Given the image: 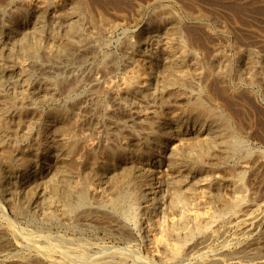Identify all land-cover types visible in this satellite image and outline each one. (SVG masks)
<instances>
[{
	"label": "rangeland",
	"instance_id": "1",
	"mask_svg": "<svg viewBox=\"0 0 264 264\" xmlns=\"http://www.w3.org/2000/svg\"><path fill=\"white\" fill-rule=\"evenodd\" d=\"M52 1L55 2V4L50 5L48 9L44 12L42 17V23L43 25L45 23V25H44V31L40 36V41L43 45L47 43L49 39L46 31H48V28L53 29L54 31H56L57 36L59 35L58 36L59 39L60 38L67 39L69 41L70 49L68 52L62 53L60 55L51 56L53 59L51 60L52 61L51 62L50 61L51 58L44 51L43 45L40 47V50H38V54H37L38 56L35 57L36 59L30 58L28 56L20 57L22 55L18 54L15 48L14 50L11 49L12 50L11 56L7 54L8 48L11 47V43H12L11 40L23 34L29 35L32 30L31 28L37 23L36 21L38 20L36 19V15H35L36 13L28 9L27 6L28 0L26 1L0 0V23H1L0 39L2 40V41L0 40L1 43L0 61L1 59H3L1 62H3L4 64L8 63L10 59L12 61L14 60V62H17L18 58L20 57L21 60L19 58V61L24 62L23 65L24 70H22V72H20L16 67H12L9 70L6 69L2 71L1 85L4 84L2 85L3 89L4 88L6 90L8 89L7 91L4 89L5 92H9V93L11 92L10 94L13 96V99L16 101V103L19 104L21 109L25 112L23 114L24 116L22 117V119L26 120V121L24 120L25 122H22L21 119H19V117L17 116L18 114L14 113V111H11L12 109H8L7 111L4 110L3 108H5L4 107L5 101L3 100L2 97H0V110L2 112L0 118V124H1L0 135L1 138L5 137L4 141L2 139V142L4 145L6 144L5 147L11 153V158L9 159L0 156V167H2L0 168V264H75V263L76 264H93V263L94 264H162L163 263L162 260L157 258L154 259L146 251L147 249L146 246H148L150 236L147 235L148 233L145 230L146 229L145 221L147 222L148 218L155 215H157L155 216L157 218L159 217L164 218L165 212L163 211L164 212L163 214L161 210L160 212L161 214L159 212L157 213V211L159 210L153 207L154 209L152 208L151 211L146 210V212H148L146 213L144 209L145 207L143 208L144 203L140 200H135L130 205L113 203L114 194L112 193L111 189L108 187L105 179L106 178L105 174L108 169V166L107 164H103V163H107L105 161H107L108 153L117 152L120 149H122L125 145H128L130 148H132L133 153L132 152L130 153L132 155L136 154L137 152L144 151L145 149H149V150L152 149L154 153L152 152V154H150V156L148 157L147 159L148 161L145 164L146 166L144 164L143 165L140 164V166L139 163L136 164V167L138 166V168H140L142 166L141 168H144V171L146 169L147 172V173L144 172L143 169L140 168L139 173L140 175L142 174L141 176L144 175L143 178H145V180L140 181L138 187L144 188L145 187L144 182L147 181H149V183H153V185L154 183L155 184L160 183V186L157 188L156 191V197L159 200L161 199L163 200V198L165 199V195L168 191L167 188L168 186L165 184L164 180H166L168 176L166 175L159 176V173L157 174L156 172L158 171L157 169L163 170V168L170 167L168 161L165 159V153L170 147L172 140L173 141L175 140L174 142L178 141L184 143L197 141L199 138H201V135H197L194 132V129L197 128H200L201 130L203 129L202 131L206 134L207 133L206 131H208V126L207 124L204 125V122L201 123L200 120H198L197 122L187 121V123L185 122L186 125L185 124L181 126L177 125V127L176 124L174 123H170V125L167 126V128H165L164 125L161 126L157 125L158 127L155 126L153 128V133H154L153 135L160 137L159 138L156 137L153 140L152 148L150 149V148H146V145L143 143V139L148 130L147 127L150 123L149 119L151 118L150 120L151 121L153 120V113L155 111H159L162 109H171V106L173 108L174 105L175 106L183 105L182 101L186 103L185 100H194L197 98L201 99L207 107L216 110L223 117L226 118L228 117L227 120L230 126L232 127V129L235 131V133L239 138V145L234 153L228 154L222 159L218 157H217L218 159L214 158L213 159L214 161L212 160L209 163L210 164L209 167L212 168L206 167L203 170V172L205 173L204 175L206 177V180L208 182L206 186L201 188L197 184H193V188H194L193 191H195V189H197V191L201 190L202 194L200 196L197 195V197L195 196V199H192L193 201L190 200L189 203L190 204L193 203L195 205V200H196L197 207L194 206V208L200 212H203L208 209L207 211H209L212 214L211 219L213 220L212 222L213 224L210 222L209 223L211 224L210 226H208L209 225L208 224L207 227H202L201 230L200 229H198V231L194 230L192 232L193 234L191 233V236L183 235L181 237H173L171 239L172 242H179L178 244H180L179 257L174 261L175 263L174 262L173 263L174 264H264V210L260 212L261 215L259 214L260 216H258V218L256 217L255 220L251 223V225L248 226L247 228H243L241 226L240 220L238 221V218L243 216L244 213L247 212L246 210L249 211V209L255 208L256 204L260 203L261 200L264 198V0H82L84 8L82 11H80L81 13L79 12L78 14H76V16L75 15L72 16L71 13L74 0H64V1L52 0ZM68 10H71V12L69 13ZM84 14H86L87 16ZM62 15H69L70 18L76 20L77 22L76 30L80 33L76 34L77 31H75V33L72 32V34L71 32L67 33L63 28L62 25L63 21L59 19ZM170 21L172 23L174 22L177 23L176 35L182 40L183 43L182 50L185 56L183 60L179 63L181 67L179 71H183L182 73L181 72L179 73L181 75L186 74V76L183 75V77L184 76L186 77V78L184 77L185 80L183 84L184 86L182 85L180 87V90L175 93L170 92L164 84L166 70L165 67L162 66L165 65L166 57L165 55L156 52V50L153 49V47L155 48L156 46L155 40L159 38L160 34L162 35V32L165 30V28L167 29L171 26L172 23ZM145 24L146 25L148 24L147 26L149 27H147ZM155 29H157L156 31V33L158 32L157 34L155 33ZM152 31L154 33H152ZM148 33H152V34L149 35ZM69 35L71 36L72 39L70 38ZM86 35H88L89 37ZM81 37L83 38V40ZM99 38H101V40ZM131 40H133L132 42H134L136 45L141 46L142 50L146 52L149 51L147 53L145 52L139 55H135V57H133V60L131 62L133 63V65H136L137 63L144 64L146 66V69L148 68V70L145 69V72L143 73L144 81L140 82L141 84L139 85L133 84V86L130 87L131 89H125L123 86L121 88L119 86H120V80L122 78L121 76H124L130 67L128 66V63L126 62L125 58H126V54L129 51V49L127 48V42ZM8 43L10 44V46ZM74 46H77L79 48ZM144 47L146 49H143ZM72 50L73 51L76 50V51L73 52ZM73 53L75 54L76 59H74L75 56ZM152 53H154L153 54L154 56L152 55ZM41 54L43 57L41 56ZM219 55L221 57H219ZM14 56L16 59L14 58ZM47 56L49 57L47 58ZM66 56L68 57V59ZM143 57L146 60H144ZM37 58L39 59V62ZM121 58L122 59L124 58L123 61ZM44 59L45 61H43ZM245 60L248 63L247 62L245 63ZM57 61L60 62L62 61V62L61 63L59 62V64H57L58 63ZM216 61L217 63L219 62L220 64H216ZM113 62H115L114 63L115 65H113ZM189 62L191 66L189 65ZM30 63L31 64L33 63L34 65L32 64L31 66ZM92 64L94 67L92 66ZM154 65L156 66L157 69L154 68L155 67ZM79 66H81V68ZM29 67H33V68H29ZM223 67L225 68L223 69ZM257 68L259 70H257ZM61 69L63 70V72ZM87 69L88 72H86ZM90 69L91 72L94 71L92 73L93 78L90 77L91 75V72L89 71ZM34 70L36 71V73L33 74L36 76V78H34L35 76L31 73ZM49 70L54 72L51 73ZM110 70H112V72ZM152 70L154 72H152ZM160 71L162 72V74ZM185 71H187V73ZM223 71L224 72L227 71L225 72V75ZM221 72H223V74ZM39 73L42 74L43 76L44 74L47 75L43 77ZM54 73H56L57 75ZM78 74L80 76L82 75L81 76L82 79L79 77ZM85 74H88V76H86ZM65 75L67 76L66 78ZM14 76L16 79L14 78ZM30 76L31 77L34 76V77L31 78ZM114 76L115 78L112 79L115 80L110 79L111 81L110 82L109 78ZM84 77L86 78L90 77V78L89 79L85 78L86 80L85 81ZM64 78L67 81H65ZM12 80L15 81L18 84V86H20L19 84H22L23 82H28L30 85L26 90H28V92L30 91V93H27L25 91V95L21 96L19 95L20 93L18 87H15V89H10V84ZM36 81L39 83H37ZM77 81H79L80 85L78 84ZM106 81L107 83H109L107 84V87L105 84ZM188 81L190 82V84L188 83ZM52 83L54 86L52 85ZM74 84H76V86H74ZM101 85H103L104 88ZM209 86L211 87L209 88ZM53 88L54 90H52ZM225 88H227L228 90ZM44 89H46L48 92ZM55 89L56 90L59 89V90L56 91ZM93 91L95 93L93 94L90 93ZM184 91L187 92L186 95ZM41 93L43 94L42 96ZM113 93L116 94L114 95ZM26 94L28 95V97L26 96ZM174 94H179V96L177 97ZM196 94H198V96ZM33 95H35L34 98L36 99V101L33 100L34 99ZM129 95L131 96V99L132 98L134 99L131 100ZM90 96H94V98L93 97L90 98ZM121 96H123L124 99ZM152 96H154V98ZM44 97L45 98L48 97V98L45 99ZM171 97L175 100H173ZM228 98L229 100H225ZM79 99L80 100L82 99V101H80ZM142 99L144 101L141 102ZM87 100H89V102ZM153 101L155 102V105ZM228 101L229 102L231 101L232 103L231 102L229 103ZM1 104H3V107ZM82 104H84V106ZM152 105L154 107H152ZM228 105H231L230 107L231 109L228 107ZM56 108L65 109L66 113H68L67 114L68 120L66 118V120L62 122L60 119H56L52 117L51 114L52 110ZM119 108L122 109L120 110ZM105 110L107 112H105ZM130 115L132 116L129 118ZM132 119L135 121L132 122ZM17 120H19L20 122ZM16 121L19 123V125ZM48 122H51L52 124ZM133 123L135 124L136 128L139 126L138 129L134 127ZM145 123L148 124L146 125ZM64 124H67L68 127H66V125ZM143 124L146 128L145 127L143 128ZM198 125H200V127H198ZM191 126L193 127L191 128ZM187 128H189V130ZM157 129L158 130L161 129L162 131L160 130L157 132ZM165 129L166 130L168 129L170 134L166 135ZM131 130L132 132H130ZM203 132L202 134H204ZM24 135H26V137ZM68 135L69 136L71 135L72 137L71 136L69 137ZM124 138L126 139L124 140ZM88 140L92 144L89 143ZM161 141L164 142L162 143L163 150L160 153L162 156L160 154L158 156L156 154L157 150L155 149L157 148L156 147L157 143L161 145ZM45 142L46 144H44ZM59 143L68 144L69 155H70V156L68 155V159L70 162L80 164L81 161L83 163V161L85 162L91 160L90 162L94 163L96 166L101 164L105 168V172L103 171L104 168L100 170L94 168L91 172H89L88 178H86L84 182L85 185L84 184L83 185L86 186V188L94 187L97 189L98 187L99 188L97 189L98 192L96 194H92L91 191L87 189L88 198L85 201L76 200L73 204V207L69 209L70 211L72 210L71 212L69 210L67 212H64L63 210L64 199L62 197V194L61 193H57V195L54 194L51 191L48 184L46 185L47 183L46 179L52 174L53 168L56 164V160L53 157L52 160H50V156H54L53 154H55L53 153L52 149L53 147L55 148V145ZM79 143L80 145H78ZM44 149L45 152L47 151L46 152L47 157L44 160L40 157H35V159L28 164L30 165V167L27 165L28 168L25 167L26 170L24 169V171H19V170L17 171L18 168L14 167L13 163L18 161L21 157L29 153H40L42 150L44 151ZM100 157L103 159H101ZM152 157L156 158L154 163L151 162L152 160H154L152 159ZM248 158L249 160H247ZM230 159L232 160L230 161ZM159 161L162 162V164H160ZM211 163L212 164L214 163L213 164L214 166ZM113 165L114 164H112V166ZM234 165L237 168L234 169ZM246 165L247 168L245 167ZM177 168L183 169V167L181 166H178ZM169 171L170 170H167L166 172ZM23 172L27 176L23 175ZM34 172L38 174H35ZM186 173L190 174V176L195 175V173L189 171H186ZM2 174H9V176ZM33 175H35L36 177ZM223 175H225L226 178ZM99 179L100 180L102 179L101 182ZM37 182H40L41 184ZM74 182L80 183L81 176H76ZM163 183L165 187L162 185ZM24 187H27L26 192L25 190H23L25 189ZM102 189L105 191H103ZM159 192L160 194L162 192V194L160 195ZM229 192L231 193L232 198L236 196L241 197L242 202L241 203L240 201L236 202V204L233 205L232 207H225L222 204L223 200H229V201L233 200L230 197ZM234 192H236L237 194ZM34 193L36 194L34 195ZM232 193H234V195ZM207 194L210 196H208ZM14 196L16 197V199ZM54 196L55 198L56 197L57 198L55 199ZM39 197L40 199L38 200ZM148 197H150V195H148ZM48 198H51L52 201L55 199L54 200L55 202L53 201L52 203V201ZM41 199L42 201H40ZM162 200L160 202H162ZM41 202L43 205L39 204ZM55 203L57 205H55ZM197 203L200 206H198ZM16 204L22 206V211L19 213L13 211V206H15ZM119 205H121L122 207ZM56 206H58V208ZM74 206L77 208V210H75L76 208ZM87 206L89 207L86 208ZM34 207L36 208L35 210ZM23 208L26 209L24 210ZM94 209L97 211H95ZM141 210L143 211L141 212ZM25 211L27 212L25 213ZM50 212L51 214H49ZM23 213L25 214L22 215ZM62 213L63 215L61 217ZM105 214L107 216H105ZM140 216L144 218L146 217V220L144 218H140ZM71 218L73 220H71ZM201 224H203V222ZM142 225L144 226L142 227ZM27 233L28 236L31 233L32 238H29L31 237V235L27 237ZM211 233L214 234L212 235ZM206 235L210 238H208ZM24 237L28 238V240H26ZM29 239L34 242L36 239L37 244L36 242L35 243L32 242L36 246L30 244L31 242L29 241ZM176 239L178 241H176ZM198 239L200 240L198 241ZM55 240H57V242ZM42 242L46 245H44ZM46 242L48 243V245L49 243L51 244L49 245L50 247L47 245ZM51 242L55 243V245L58 248L52 250L54 245ZM40 246L43 248L46 247L45 249H48L49 251L41 250ZM80 255H81V259H79ZM69 256H71L70 260H69ZM87 259H89L90 261H88ZM80 260H82V262Z\"/></svg>",
	"mask_w": 264,
	"mask_h": 264
},
{
	"label": "bare ground",
	"instance_id": "2",
	"mask_svg": "<svg viewBox=\"0 0 264 264\" xmlns=\"http://www.w3.org/2000/svg\"><path fill=\"white\" fill-rule=\"evenodd\" d=\"M26 1V0H25ZM58 1V0H57ZM64 1V0H63ZM61 2V1H60ZM52 4H55V2H53L52 0H28V2H27V6H28V9L29 10H31V11H34L36 14V19L38 20V21H36L37 23L31 28L32 30H31V32H30V34L29 35H27V34H23V35H21V36H19V37H17V38H14V37H16V36H14L12 39L13 40H11V47H9L10 46V44H9V48H8V55L9 56H11L12 55V50H14V48H15V50L17 51V53L18 54H20V55H22V56H20V57H30V58H35L36 56H38L37 54H38V50H40V47L43 45L42 43H41V41H40V36H41V34L43 33V31H44V25H45V23H44V25H43V23H42V17H43V14H44V12L48 9V7L50 6V5H52ZM24 5V4H23ZM69 5V4H68ZM83 8H84V5H83V1L82 0H74L73 1V5H72V12H71V10H68L69 11V13L71 12L72 13V16H76V14H78L80 11H82L83 10ZM52 9V8H51ZM67 9V8H66ZM70 9V8H69ZM86 10V9H85ZM49 11H51V10H49ZM63 11V10H62ZM54 13V12H53ZM81 13V12H80ZM91 13V12H90ZM66 14V13H65ZM83 14V13H82ZM29 15V14H28ZM81 15V14H80ZM84 15H86V14H84ZM82 16V15H81ZM87 16V15H86ZM89 16H90V14H89ZM94 16V15H93ZM55 17V16H54ZM79 17V16H78ZM56 18V17H55ZM89 18V17H88ZM97 18V17H96ZM60 20H62L63 22H62V25H63V28H64V30L67 32V33H70L71 32V34H72V32H74L75 33V31H77L76 29H77V22H76V20H73L72 18H70V16L69 15H62L60 18H59ZM83 19H84V17H83ZM81 20V19H80ZM100 21V20H99ZM165 21V20H164ZM163 22V21H162ZM171 22V21H170ZM54 23V22H53ZM172 23V22H171ZM1 24V23H0ZM164 24V23H163ZM167 24V23H166ZM165 24V25H166ZM176 24L177 23H172L171 24V26L169 27V28H165V30L164 29H161V30H164L163 32H162V35L160 34V36H159V38L158 39H156L155 40V44H156V46H155V48L153 47V49H155L156 50V52H159V53H161V54H163V55H165V59H166V62H165V65L164 66H162V67H165V70H166V76H165V82H164V84H165V86L167 87V89L170 91V92H172V93H175V92H178L179 90H180V87L184 84V77L186 76V74H183V75H185L184 77H183V75H181L179 72H183V71H179L180 69H181V67H180V65H179V63L183 60V58L185 57L184 56V54H183V50H182V48H183V43H182V40L176 35ZM51 25V24H50ZM146 25V24H145ZM144 25V26H145ZM148 25V24H147ZM146 25V26H147ZM159 25V24H158ZM145 26V27H146ZM152 26V25H151ZM154 26V25H153ZM163 26V25H162ZM11 27V26H10ZM83 27V26H82ZM82 27H81V30H82ZM147 27H149V26H147ZM160 27V26H159ZM158 27V28H159ZM79 28V27H78ZM162 28V27H161ZM164 28V27H163ZM10 29V28H9ZM29 29V28H28ZM57 29V28H56ZM152 29V28H151ZM17 30H18V28H17ZM25 30V29H24ZM46 30V29H45ZM80 30V31H81ZM143 30V29H142ZM140 31V30H139ZM156 31H157V29H155V33H156ZM47 32V36H48V39H49V41L47 42V43H45L44 45H43V48H44V51L47 53V55H49L50 56V61L51 60H53L52 59V57L51 56H56V55H60V54H62V53H65V52H68L69 51V49H70V43H69V41L67 40V39H59L58 38V36H57V33H56V31H54L53 29H49L48 28V31H46ZM45 32V33H46ZM144 32H145V30H144ZM160 32V31H159ZM1 33V32H0ZM7 33V32H6ZM16 33V32H15ZM77 33H80V32H76V34ZM143 33V32H142ZM152 33H154L153 31H152ZM152 33H148L149 35L150 34H152ZM158 33V32H157ZM156 33V34H157ZM5 34V33H4ZM3 34V35H4ZM82 34V33H81ZM144 34V33H143ZM1 35V34H0ZM135 35V34H134ZM145 35V34H144ZM43 36H44V34H43ZM46 36V37H47ZM70 36V35H69ZM80 36V35H79ZM86 36H88V35H86ZM158 36V35H157ZM3 37V36H2ZM45 37V38H46ZM89 37V36H88ZM181 37V36H180ZM4 38V37H3ZM63 38V37H62ZM70 38H71V36H70ZM77 38H79V37H77ZM82 38V37H81ZM80 38V39H81ZM129 38V37H128ZM131 38V37H130ZM142 38V37H141ZM151 38V37H150ZM153 38V37H152ZM155 38H156V36H155ZM72 39V38H71ZM100 40H101V38H99ZM132 39V38H131ZM183 39V38H182ZM1 40V39H0ZM76 40V39H75ZM79 40V39H78ZM82 40H83V38H82ZM125 40V39H124ZM149 40V39H148ZM184 40V39H183ZM2 41V40H1ZM5 41H6V38H5ZM4 41V42H5ZM72 41V40H71ZM77 41V40H76ZM81 41V40H80ZM79 41V42H80ZM133 40H131V41H128L127 42V48L129 49V51H128V53L126 54V62L128 63V66H130L129 67V69L127 70V72L125 73V75L124 76H121L122 78H121V80H120V88L123 86L125 89H131L130 87H132L133 86V84H141L140 82H143L144 81V72H145V69H146V66L144 65V64H140V63H137L136 65H133V63L131 62L132 60H133V57H135V55H139V54H142V53H145L146 51H144V50H142V48H141V46H138V45H136L134 42H132ZM136 41V40H135ZM152 41V40H151ZM153 41H154V39H153ZM185 41V40H184ZM99 42V41H98ZM81 43V42H80ZM95 43V42H94ZM142 43V42H141ZM186 43V42H185ZM1 44V43H0ZM3 44V43H2ZM77 44V43H76ZM82 44V43H81ZM96 44V43H95ZM126 44V43H125ZM1 46V45H0ZM7 46V45H6ZM78 46V45H77ZM77 46H74V47H77ZM145 46V45H144ZM147 46V45H146ZM151 46V45H150ZM73 47V46H72ZM148 47V46H147ZM186 47H188V46H186ZM77 48H79V47H77ZM151 48V47H150ZM216 48H218V47H216ZM6 49V48H5ZM12 49V50H11ZM73 49V48H72ZM81 49V48H80ZM94 49V48H93ZM124 49V48H123ZM143 49H146L145 47L143 48ZM153 49H151V50H153ZM188 49V48H187ZM218 49H220V48H218ZM77 50V49H76ZM76 50H74V51H76ZM87 50H89V49H87ZM95 50V49H94ZM125 50V49H124ZM148 50H150V49H148ZM189 50V49H188ZM42 51V50H41ZM43 51V52H44ZM73 51V50H72ZM73 51V52H74ZM80 51V50H79ZM191 51V50H190ZM215 51V50H214ZM248 51V50H247ZM71 52V51H70ZM86 52V51H85ZM89 52V51H88ZM93 52V51H92ZM147 52H149V51H147ZM146 52V53H147ZM230 52V51H229ZM6 53V52H5ZM125 53V52H124ZM15 54V53H14ZM43 54V53H42ZM42 54H41V56H42ZM74 54V53H73ZM154 53H152V55H153ZM161 54H159V55H161ZM219 54V53H218ZM245 54V53H244ZM72 55V54H71ZM151 55V56H152ZM213 55V54H212ZM49 56H47V58L49 57ZM74 56H75V54H74ZM73 56V57H74ZM80 56H82V55H80ZM86 56V55H85ZM154 56V55H153ZM190 56V55H189ZM253 56V55H252ZM19 57V58H20ZM40 57V56H39ZM43 57V56H42ZM62 57H63V55H62ZM67 57V56H66ZM71 57V56H70ZM87 57V56H86ZM111 57V56H110ZM115 57V56H114ZM137 57V56H136ZM161 57V56H160ZM164 57V56H163ZM195 57V56H194ZM219 57H221L220 55H219ZM246 57V56H245ZM248 57V56H247ZM14 58H15V56H14ZM19 58H18V60H17V62H14V60L12 61L11 59L8 61V63H6V64H4L3 62H1L3 59H1V61H0V97H2L3 98V100L5 101V108H3L4 110H8V109H12L11 111H14V113H16V114H18L17 116L19 117V119H21V121L22 122H25L23 119H22V117L24 116L23 114L25 113L22 109H21V107L19 106V104L18 103H16V101L13 99V96L9 93V92H5V90L3 89V87H2V85H4V84H2L1 85V72L2 71H4V70H9V69H11L12 67H16L20 72H22V70H24L23 69V65H24V62H22V61H19ZM54 58V57H53ZM60 58V57H59ZM104 58V57H103ZM116 58V57H115ZM114 58V59H115ZM138 58V57H137ZM144 58V57H143ZM156 58V57H155ZM159 58V57H158ZM249 58H250V56H249ZM252 58V57H251ZM13 59V58H12ZM16 59V58H15ZM23 59V58H22ZM36 59V58H35ZM38 59V58H37ZM48 59V60H49ZM62 59V58H61ZM67 59H68V57H67ZM70 59V58H69ZM74 59H76V56H75V58ZM85 59V58H84ZM88 59V58H87ZM100 59H101V57H100ZM105 59V58H104ZM113 59V58H112ZM122 59V58H121ZM124 59V58H123ZM123 59H122V61H123ZM162 59V58H161ZM189 59V58H188ZM193 59V58H192ZM222 59V58H221ZM245 59V58H244ZM255 59V58H254ZM20 60H21V58H20ZM24 60V59H23ZM41 60V59H40ZM71 60V59H70ZM92 60H93V58H92ZM108 60V59H107ZM144 60H146L145 58H144ZM152 60V59H151ZM164 60V59H163ZM250 60V59H249ZM43 61H45V59L43 60ZM75 61V60H74ZM84 61V60H83ZM137 61H139V60H137ZM153 61V60H152ZM165 61V60H164ZM195 61V60H194ZM217 61H219V60H217ZM217 61H216V64H220L219 62L217 63ZM247 61H248V59H247ZM246 60H245V63L247 62ZM38 62H39V59H38ZM46 62H48V61H46ZM52 62V61H51ZM54 62V61H53ZM58 63L57 64H59V62L60 61H57ZM62 62V61H61ZM60 62V63H61ZM64 62H65V59H64ZM67 62V61H66ZM73 62V61H72ZM81 62H82V60H81ZM85 62V61H84ZM88 62V61H87ZM101 62V61H100ZM108 62V61H107ZM117 62V61H116ZM119 62V61H118ZM142 62V61H141ZM50 63V62H49ZM109 63V62H108ZM115 62H113V65H115L114 64ZM192 63V62H191ZM195 63V62H194ZM244 63V62H243ZM248 63V62H247ZM250 63V62H249ZM31 64V63H30ZM33 64V63H32ZM32 64H31V66H32ZM54 64V63H53ZM63 64H65V63H63ZM86 64H88V63H86ZM93 64H95V63H93ZM93 64H92V66H93ZM111 64V63H110ZM147 64V63H146ZM156 64V63H155ZM216 64H215V67H216ZM254 64V63H253ZM34 65V64H33ZM43 65V64H42ZM61 65V64H60ZM60 65H59V67H60ZM80 65V64H79ZM83 65V64H82ZM81 65V66H82ZM90 65V64H89ZM88 65V66H89ZM117 65H119V64H117ZM126 65V64H125ZM152 65V64H151ZM189 65H190V62H189ZM196 65V64H195ZM195 65H194V67H195ZM211 65V64H210ZM243 65H245V64H243ZM252 65V64H251ZM250 65V66H251ZM27 66H28V64H27ZM39 66V65H38ZM50 66V65H49ZM48 66V67H49ZM81 66H79L80 68H81ZM91 66V67H92ZM110 66V65H109ZM148 66V65H147ZM153 66V65H152ZM155 66V65H154ZM184 66V65H183ZM191 66V65H190ZM199 66V65H198ZM214 66V65H213ZM221 66V65H220ZM226 66V65H225ZM245 66H247V65H245ZM249 66V65H248ZM58 67V68H59ZM94 67V66H93ZM92 67V68H93ZM106 67V66H105ZM117 67V66H116ZM124 67V66H123ZM180 67V68H179ZM212 67V66H211ZM29 68H33V67H29ZM43 68V67H42ZM78 68V67H77ZM125 68V67H124ZM127 68V67H126ZM154 68H156V66L154 67ZM225 67H223V69H224ZM245 68V67H244ZM261 68V67H260ZM49 69H51V68H49ZM63 69V68H62ZM61 69V70H62ZM69 69V68H68ZM89 69V68H88ZM88 69H87V71L86 72H88ZM110 69H111V67H110ZM114 69V68H113ZM119 69V68H118ZM157 69V68H156ZM183 69V68H182ZM185 69V68H184ZM222 69V70H223ZM16 70V69H15ZM38 70V69H37ZM43 70V69H42ZM59 70V69H58ZM93 70H95V69H93ZM120 70V69H119ZM146 70H148V68L146 69ZM189 70V69H188ZM195 70V69H194ZM214 70H215V68H214ZM249 70V69H248ZM257 70H259L258 68H257ZM17 71V70H16ZM35 71V70H34ZM31 72L32 74L33 73H36V71L35 72ZM40 71V70H39ZM50 71V70H49ZM69 71H71V70H69ZM73 71V70H72ZM75 71H77V70H75ZM90 72H91V69L89 70ZM107 71V70H106ZM111 72H112V70H110ZM123 71V70H122ZM190 71V70H189ZM193 71V70H192ZM198 71V70H197ZM18 72V71H17ZM41 72V71H40ZM51 73L52 72H54V71H50ZM56 72V71H55ZM62 72H63V70H62ZM94 72V71H93ZM93 72H91V75H90V77H92L93 76ZM148 72V71H147ZM152 72H154L153 70H152ZM157 72V71H156ZM161 72V71H160ZM159 72V73H160ZM186 73H187V71H185ZM224 72V71H223ZM223 72H221L222 74H223ZM225 72H227V71H225ZM225 72H224V75H225ZM71 73V72H70ZM69 73V74H70ZM85 73V72H84ZM189 73V72H188ZM197 73V72H196ZM195 73V74H196ZM205 73V72H204ZM207 73V72H206ZM16 74H19V73H16ZM40 74V73H39ZM44 74V73H43ZM49 74V73H48ZM54 74H56V73H54ZM161 74H162V72H161ZM198 74V73H197ZM22 75V74H21ZM31 75V74H30ZM34 75V74H33ZM38 75V74H37ZM40 75H42V74H40ZM47 75V74H46ZM45 74H44V76H46ZM53 75V74H52ZM57 75V74H56ZM61 75V74H60ZM73 75V74H72ZM79 75V74H78ZM86 76H88V74H85ZM160 75V74H159ZM189 75H191V74H189ZM192 75H194V74H192ZM206 75V74H205ZM204 75V76H205ZM19 76V75H18ZM27 76V75H26ZM35 76V75H34ZM34 76H32V77H34ZM43 76V75H42ZM43 76V77H44ZM59 76V75H58ZM67 76H68V74H67ZM66 75H65V78L67 77ZM70 76V75H69ZM75 76V75H74ZM82 76V75H81ZM81 76L79 75V77L81 78ZM161 76V75H160ZM202 76V75H201ZM31 77V76H30ZM29 77V78H30ZM31 77V78H32ZM38 77H40V76H38ZM49 77V76H48ZM61 77H63V76H61ZM60 77V78H61ZM71 77V76H70ZM78 77V76H77ZM89 77V78H90ZM148 77H150V76H148ZM154 77V76H153ZM155 77H156V75H155ZM194 77V76H193ZM198 77V76H197ZM206 77V76H205ZM215 77V76H214ZM14 78H15V76H14ZM14 78H13V80H14ZM34 78H36V76L34 77ZM51 78H52V76H51ZM64 78V79H65ZM76 78V77H75ZM85 78L86 77H84V80H85ZM89 78H86V79H89ZM93 78V77H92ZM99 78V77H98ZM112 78H115V76L114 77H111V78H109V81H110V79L111 80H115V79H112ZM186 78V77H185ZM188 78V77H187ZM192 78V77H191ZM216 78V77H215ZM214 78V79H215ZM16 79V78H15ZM26 79V78H25ZM24 79V80H25ZM28 79V78H27ZM38 79V78H37ZM56 79V78H55ZM55 79H53V80H55ZM70 79V78H69ZM77 79V78H76ZM82 79V78H81ZM157 79V78H156ZM159 79V78H158ZM202 79V78H201ZM218 79V78H217ZM10 80V79H9ZM12 80V82H11V84H10V89H15V87H18V89H19V95H21V96H23V95H25V91L27 92V93H30V91L28 92V90H26L28 87H29V83L28 82H23L22 84H19L20 86H18V84L15 82V81H13ZM22 80V79H21ZM41 80H42V78H41ZM45 80V79H44ZM52 80V79H51ZM62 80V79H61ZM83 80V81H84ZM91 80V79H90ZM94 80V79H93ZM100 80V79H99ZM118 80V79H117ZM220 80V79H219ZM218 80V81H219ZM3 81V80H2ZM65 81H67L66 79H65ZM86 81V80H85ZM95 81V80H94ZM191 81V80H190ZM194 81V80H193ZM204 81V80H203ZM21 82V81H20ZM34 82V81H33ZM37 82V81H36ZM35 82V83H36ZM48 82H49V80H48ZM51 82V81H50ZM56 82V81H55ZM78 82V84H79V81H77ZM111 82V81H110ZM157 82V81H156ZM159 82V81H158ZM220 82V81H219ZM8 83V82H7ZM31 83V82H30ZM37 83H39V82H37ZM57 83V82H56ZM58 83H59V81H58ZM67 83V82H66ZM82 83V82H81ZM188 83L190 84V82L188 81ZM194 83V82H193ZM204 83V82H203ZM6 84V83H5ZM106 87H107V84H109V83H107V81H106ZM104 84V85H105ZM144 84V83H143ZM155 84V83H154ZM153 84V85H154ZM195 84V83H194ZM8 85V84H7ZM38 85V84H37ZM51 85V84H50ZM52 85H53V83H52ZM55 85H57V84H55ZM59 85V84H58ZM80 85V84H79ZM78 85V86H79ZM152 85V86H153ZM162 85V84H161ZM201 85H203V84H201ZM54 86V85H53ZM74 86H76V84H74ZM102 87H103V85H101ZM142 86V85H141ZM145 86V85H144ZM184 86V85H183ZM35 87V86H34ZM33 87V88H34ZM41 87V86H40ZM63 87V86H62ZM71 87V86H70ZM102 87H100V88H102ZM156 87V86H155ZM192 87V86H191ZM211 86H209V88H210ZM9 88V87H8ZM45 88V87H44ZM47 88V87H46ZM59 88V87H58ZM104 88V87H103ZM119 88V89H120ZM158 88V87H157ZM160 88V87H159ZM196 88V87H195ZM31 89V88H30ZM37 89V88H36ZM41 89V88H40ZM152 89H154V88H152ZM151 89V90H152ZM225 89H227V88H225ZM8 90V89H7ZM6 90V91H7ZM44 90H46V89H44ZM52 90H54V88L52 89ZM56 90V89H55ZM59 90V89H58ZM58 90H56V91H58ZM62 90H64V89H62ZM65 90H66V88H65ZM80 90V89H79ZM101 90V89H100ZM112 90V89H111ZM166 90V89H165ZM189 90H191V89H189ZM228 90V89H227ZM14 91V90H13ZM47 91V90H46ZM95 91V90H94ZM90 92V93H95V92ZM103 91V90H102ZM115 91V90H114ZM149 91V90H148ZM154 91V90H153ZM161 91V90H160ZM194 91V90H193ZM40 92V91H39ZM38 92V93H39ZM48 92V91H47ZM99 92H101V91H99ZM109 92V91H108ZM116 92V91H115ZM124 92V91H123ZM122 92V93H123ZM128 92H129V90H128ZM152 92V91H151ZM155 92V91H154ZM157 92V91H156ZM169 92V93H170ZM200 92H202V91H200ZM217 92H219V91H217ZM16 93H17V91H16ZM32 93V92H31ZM36 93V92H35ZM52 93V92H51ZM50 93V94H51ZM88 93V92H87ZM98 93V92H97ZM96 93V94H97ZM112 93V92H111ZM144 93V92H143ZM145 93H147V92H145ZM158 93H160V92H158ZM162 93V92H161ZM184 93H185V95L187 94V92H185L184 91ZM221 93V92H220ZM14 94V93H13ZM53 94V93H52ZM51 94V95H52ZM59 94V93H58ZM57 94V95H58ZM64 94V93H63ZM89 94V93H88ZM91 94V95H92ZM114 94V93H113ZM112 94V95H113ZM116 94V93H115ZM114 94V95H115ZM119 94V93H118ZM140 94V93H139ZM152 94V93H151ZM154 94V93H153ZM214 94V93H213ZM43 94L41 93V96H42ZM62 95V94H61ZM72 95V94H71ZM107 95V94H106ZM120 95H121V93H120ZM123 95V94H122ZM126 95H128V94H126ZM155 95V94H154ZM156 95H158V94H156ZM175 96H179V94H174ZM197 96H198V94H196ZM17 96V95H16ZM20 96V97H21ZM26 96L28 97V95L26 94ZM34 96L35 95H33V98H34ZM46 96V95H45ZM69 96V95H68ZM130 96V95H129ZM161 96H163V95H161ZM167 96V95H166ZM39 97H40V94H39ZM38 97V98H39ZM48 97H49V95H48ZM48 97H44L45 99H47ZM66 97V96H65ZM82 97V96H81ZM86 97H88V96H86ZM91 97H93L94 98V96H90V98ZM122 98H123V96H121ZM126 97V96H125ZM135 97H138V96H135ZM150 97V96H149ZM153 98H154V96H152ZM156 97V96H155ZM159 97H160V95H159ZM168 97V96H167ZM194 97V96H193ZM204 97V96H203ZM202 97V98H203ZM226 97V96H225ZM16 98V97H15ZM26 98V97H25ZM32 98V97H31ZM70 98V97H69ZM76 98V97H75ZM100 98V97H99ZM121 98V99H122ZM152 98V99H153ZM166 98V97H165ZM172 98V97H171ZM191 98V97H190ZM219 98H221V97H219ZM27 99V98H26ZM54 99V98H53ZM52 99V100H53ZM72 99V98H71ZM86 99V98H85ZM84 99V100H85ZM124 99V98H123ZM130 99H131V96H130ZM134 98H132L131 100H133ZM144 99V98H143ZM141 100V102L142 101H144V100ZM160 99V98H159ZM158 99V100H159ZM162 99H163V97H162ZM173 99V98H172ZM187 99V98H186ZM224 99V98H223ZM33 100H35L36 101V99L34 98ZM75 100V99H74ZM80 100V99H79ZM78 100V101H79ZM93 100V99H92ZM115 100V99H114ZM136 100H138V99H136ZM135 100V101H136ZM147 100V99H146ZM161 100V99H160ZM173 100H175V99H173ZM181 100H183V99H181ZM225 100H229V98L228 99H225ZM230 100H232V99H230ZM245 100V99H244ZM44 101V100H43ZM80 101H82V99L80 100ZM79 101V102H80ZM88 102H89V100H87ZM124 101V100H123ZM166 101V100H165ZM179 101V100H178ZM21 102V101H20ZM26 102H28V101H26ZM46 102V101H45ZM65 102V101H64ZM147 102V101H146ZM145 102V103H146ZM154 102V101H153ZM167 102V101H166ZM171 102V101H170ZM185 102L186 103H184L183 101H182V103H183V105H174V107L172 108V106H171V109H162V110H159V111H155L154 113H153V120L151 121L150 119H149V121H150V123H149V125H148V127H147V133H146V135H145V137H144V139H143V143L146 145V148H152V143H153V140L157 137V138H159L160 136H155V135H153L154 133H153V128L155 127V126H157V125H164V127L165 128H167V126H169L170 125V123H174V124H176V127H177V125L178 126H181V125H184L185 124V122L187 123V121H195V122H197L198 120H200V122L202 123V122H204V125L205 124H207V126H208V131H206L207 133L205 134L200 128H197V129H194V132L197 134V135H201V138H199L197 141H193V142H188V143H184V142H174L173 140H172V142H171V145H170V147L168 148V150H167V152L165 153V159L168 161V163H169V165H170V167H167V168H163V170L162 169H157L158 171L156 172L157 174L159 173V176L160 175H166V176H168V178H166V180H164V182H165V184L168 186L167 188H168V191H167V193H166V195H165V199L163 198V200H162V202H160L161 200H159V199H157V197H156V191H157V188L160 186V183H154V185H153V183H149V181H147V182H144L145 184V187L144 188H139L138 187V185H139V182L140 181H144L145 180V178H143V176H141L140 175V168L142 167H140V168H138V166L136 167V164L137 163H139V166H140V164H146V162L148 161L147 159H148V157L150 156V154H152V149L151 150H149V149H145L144 151H141V152H137L136 154H134V155H132V154H130L131 152H132V148H130L128 145H125L122 149H120L119 151H117V152H110V153H108L107 154V161H105V162H107V163H103V164H107V166H108V169H107V167H106V169H107V171H106V182H107V185H108V187L111 189V191H112V193L114 194V197H113V203H116V204H122V205H130L131 203H133L135 200H140V201H142L143 203H144V205H143V208L145 209V212H146V210H150L151 211V209L154 207V208H156L157 210H159V211H157V213L159 212H161V210H162V212L164 211L165 212V216H164V218H157V217H155V216H157V215H155V216H152V217H150V218H148L147 219V222L145 221V224H146V231H147V235L148 236H150L149 237V243H148V246H146L147 247V249H146V251H147V253L151 256V257H153L154 259L155 258H157V259H160V260H162L163 261V263L164 264H172L176 259H178V257H179V248H180V244H178L179 242H172V238L173 237H181V236H188V235H190L191 236V233L194 231V230H197L198 231V229H202V227H207V225L211 222H213V220L211 219L212 218V214L209 212V211H207L208 209L207 208H205V209H207V210H205V211H203V212H200V211H198L197 209H195L194 208V206H196V200H195V205L192 203V204H190L189 202H190V200H192V199H195V196L197 197V195H201L202 194V191L200 190V191H197V189H195V191H193V184H197L198 186H200L201 188L202 187H204V186H206V184L208 183L207 182V180H206V177H205V173L203 172V170L207 167H209V163L215 158V159H218V158H220V159H222V158H224L226 155H228V154H232V153H234L236 150H237V147H238V145H239V138H238V136H237V134L235 133V131L232 129V127L230 126V124H229V122H228V120H227V118L226 117H223L222 115H220L216 110H214V109H212V108H209V107H207L204 103H203V101L201 100V99H194V100H185ZM229 102V101H228ZM231 102V101H230ZM229 102V103H230ZM59 103V102H58ZM57 103V104H58ZM67 103V102H66ZM74 103V102H73ZM97 103V102H96ZM117 103V102H116ZM119 103V102H118ZM123 103V102H122ZM127 103V102H126ZM125 103V104H126ZM129 103V102H128ZM139 103H140V100H139ZM232 103V102H231ZM28 104V103H27ZM26 104V105H27ZM29 104H31V103H29ZM39 104V103H38ZM56 104V105H57ZM68 104V103H67ZM114 104V103H113ZM124 104V103H123ZM131 104H133V103H131ZM138 104V103H137ZM143 104V103H142ZM152 104V103H151ZM171 104V103H170ZM178 104V103H177ZM2 105V107H3V104H1ZM23 105H24V103H23ZM59 105V104H58ZM61 105V104H60ZM81 105V104H80ZM83 106H84V104H82ZM86 105V104H85ZM95 105V104H94ZM121 105V104H120ZM130 105V104H129ZM154 105H155V102H154ZM22 106V105H21ZM29 106V105H28ZM53 106V105H52ZM112 106V105H111ZM122 106V105H121ZM133 106V105H132ZM158 106H159V104H158ZM157 106V107H158ZM169 106V105H168ZM95 107V106H94ZM107 107V106H106ZM118 107V106H117ZM128 107V106H127ZM149 107V106H148ZM152 107H154L153 105H152ZM151 107V108H152ZM228 107L230 108L231 107V105H228ZM63 108V107H62ZM62 108H56V109H54V110H52V117H54V118H56V119H60L62 122H64L65 120H66V118H67V114L68 113H66V111H65V109H62ZM99 108V107H98ZM108 108V107H107ZM106 108V109H107ZM123 108V107H122ZM122 108H119L120 110L122 109ZM132 108V107H131ZM138 108V107H137ZM155 108H156V106H155ZM166 108V107H165ZM2 109V108H1ZM135 109V108H134ZM148 109H150V108H148ZM231 109V108H230ZM73 110H76V109H73ZM98 110V109H97ZM104 110V109H103ZM124 110V109H123ZM126 110V109H125ZM158 110V109H157ZM95 111V110H94ZM131 111H133V110H131ZM142 111V110H141ZM105 112H107L106 110H105ZM121 112H123V111H121ZM128 112V111H127ZM147 112V111H146ZM153 112V111H152ZM2 112H1V110H0V118H1V114ZM82 113V112H81ZM77 114V113H76ZM106 114V113H105ZM129 114V113H128ZM131 114V113H130ZM140 114H141V112H140ZM71 115V114H70ZM73 115H75V114H73ZM108 115V114H107ZM116 115V114H115ZM72 116V115H71ZM102 116V115H101ZM109 116H111V115H109ZM132 115H130L129 116V118L131 117ZM233 116V115H232ZM73 117V116H72ZM7 118V117H6ZM29 118V117H28ZM75 118V117H74ZM107 118V117H106ZM140 118V117H139ZM139 118H137V119H139ZM16 119V118H15ZM30 119V118H29ZM32 119V118H31ZM34 119V118H33ZM73 119V118H72ZM124 119V118H123ZM136 119V118H135ZM141 119V118H140ZM2 120V119H1ZM3 120H5V119H3ZM28 120V119H27ZM67 120H68V118H67ZM70 120V119H69ZM17 121H19V120H17ZM16 121V122H17ZM106 121V120H105ZM120 121V120H119ZM133 121H135V120H133L132 119V122ZM7 122V121H6ZM14 122H15V120H14ZM20 122V121H19ZM34 122V121H33ZM36 122V121H35ZM111 122V121H110ZM123 122V121H122ZM131 122V121H130ZM8 123H10V122H8ZM18 123V122H17ZM16 123V124H17ZM27 123V122H26ZM25 123V124H26ZM32 123V122H31ZM48 123H51V122H48ZM61 123V122H60ZM83 123V122H82ZM125 123V122H124ZM15 124V123H14ZM28 124V123H27ZM33 124V123H32ZM35 124V123H34ZM52 124V123H51ZM50 124V125H51ZM73 124V123H72ZM146 124V123H145ZM148 124V123H147ZM146 124V125H147ZM1 125V124H0ZM6 125V124H5ZM9 125V124H8ZM18 125H19V123H18ZM17 125V126H18ZM54 125H56V124H54ZM64 125H66V127H68L67 126V124H64ZM63 125V126H64ZM119 125H120V123H119ZM133 125H134V127H135V124L133 123ZM136 125H137V123H136ZM186 125V124H185ZM191 125H193V124H191ZM203 125V124H202ZM201 125V126H202ZM203 125V126H204ZM237 125V124H236ZM17 126H15V127H17ZM59 126V125H58ZM123 126V125H122ZM131 126V125H130ZM172 126H174V125H172ZM8 127V126H7ZM7 127H5V128H7ZM14 127V126H13ZM55 127V126H54ZM57 127V126H56ZM80 127V126H79ZM132 127V126H131ZM139 127V126H138ZM138 127L136 128V129H138ZM145 126H144V124H143V128H144ZM158 127V126H157ZM175 127V128H176ZM193 126H191V128H192ZM198 127H200V125H198ZM28 128V127H27ZM53 128V127H52ZM81 128V127H80ZM122 128V127H121ZM134 128V129H135ZM146 128V127H145ZM180 128V127H179ZM186 128V127H185ZM34 129V128H33ZM65 129V128H64ZM79 129V128H78ZM164 129V128H163ZM188 130H189V128H187ZM186 129V130H187ZM72 130V129H71ZM118 130V129H117ZM161 130V129H160ZM160 130H158L157 129V132L158 131H160ZM166 130V129H165ZM3 131V130H2ZM13 131V130H12ZM116 131V130H115ZM125 131V130H124ZM135 131V130H134ZM162 131V130H161ZM185 131V130H184ZM72 132V131H71ZM98 132V131H97ZM130 132H132V130L130 131ZM202 132L204 133V134H202ZM4 133V132H3ZM11 133V132H10ZM17 133V132H16ZM28 133V132H27ZM56 133H57V131H56ZM65 133V132H64ZM76 133H77V131H76ZM141 133V132H140ZM139 133V134H140ZM160 133V132H159ZM185 133V132H184ZM195 133H194V135H195ZM5 134V133H4ZM12 134H13V132H12ZM18 134V133H17ZM24 134V133H23ZM26 134V133H25ZM55 134V133H54ZM130 134V133H129ZM128 134V135H129ZM133 134V133H132ZM135 134V133H134ZM166 135L167 134H170L169 133V131H168V129L166 130V133H165ZM180 134V133H179ZM6 135V134H5ZM7 135H9V134H7ZM44 135V134H43ZM51 135H52V133H51ZM50 135V136H51ZM57 135V134H56ZM72 135H74V134H72ZM143 135V134H142ZM162 135V134H161ZM178 135V134H177ZM184 135V134H183ZM4 136V135H3ZM14 136V135H13ZM20 136V135H19ZM23 136V135H22ZM25 137H26V135H24ZM37 136H38V134H37ZM40 136V135H39ZM62 136V135H61ZM69 136V135H68ZM71 136V135H70ZM69 136V137H70ZM74 136H76V135H74ZM78 136V135H77ZM133 136V135H132ZM185 136V135H184ZM43 137V136H42ZM45 137V136H44ZM72 137V136H71ZM92 137H93V135H92ZM163 137V136H162ZM165 137V136H164ZM4 138L5 137H3V138H1V135H0V156H2V157H5V158H7V159H9V158H11V153H10V151L5 147V145L3 144V142H2V139H3V141H4ZM22 138V137H21ZM53 138V137H52ZM58 138V137H57ZM77 138V137H76ZM140 138V137H139ZM26 139V138H25ZM43 139V138H42ZM45 139V138H44ZM50 139V138H49ZM60 139H61V137H60ZM79 139H80V136H79ZM126 138H124V140H125ZM141 139V138H140ZM6 140V139H5ZM14 140V139H13ZM58 140V139H57ZM93 140V139H92ZM91 140V141H92ZM166 140V139H165ZM180 140H182V139H180ZM54 141V140H53ZM85 141V140H84ZM83 141V142H84ZM94 141V140H93ZM121 141V140H120ZM137 141V140H136ZM142 141V140H141ZM160 141V140H159ZM169 141V140H168ZM189 141V140H188ZM11 142V141H10ZM16 142H17V140H16ZM23 142V141H22ZM63 142V141H62ZM82 142V143H83ZM88 142H89V140H88ZM87 142V143H88ZM167 142V141H166ZM12 143V142H11ZM29 143V142H28ZM35 143V142H34ZM34 143H32V144H34ZM48 143V142H47ZM49 143H50V140H49ZM57 143V142H56ZM89 143H91V142H89ZM162 143H164V142H162L161 141V145L159 144V143H157V148L155 149V150H157V152H156V154L159 156V154L162 152V150H163V146H162ZM31 144V145H32ZM44 144H46V142L44 143ZM92 144V143H91ZM10 145V144H9ZM34 145H36V144H34ZM75 145V144H74ZM78 145H80V143L78 144ZM18 146V145H17ZM28 146V145H27ZM87 146H88V144H87ZM91 146V145H90ZM121 146V145H120ZM151 146V147H150ZM242 146V145H241ZM46 147V146H45ZM74 148H75V146H74ZM73 148V149H74ZM110 148V147H109ZM137 148V147H136ZM155 148V147H154ZM153 148V149H154ZM23 149H25V148H23ZM112 149V148H111ZM29 151V150H28ZM31 151V150H30ZM33 151V150H32ZM52 151H53V153H55V154H53L54 156H50V160H52V157L56 160V164H55V166H54V168H53V171H52V174L46 179L47 181V183H46V185L48 184V186L50 187V189H51V191L54 193V194H56L57 195V193H61L62 194V197H63V201H64V212H67L69 209H71L72 207H73V204H74V202L76 201V200H86L87 198H88V194H87V189H89L90 191H91V193L92 194H96L98 191H97V189H99L98 187H97V189L96 188H94V187H87L86 188V186H84L85 184H84V182H85V180H86V178H88V174H89V172H91L94 168H96V169H98V170H100V169H102V168H104V166H102L101 164H99L98 166H96L94 163H92V162H90V161H83V163H82V161L80 162V164H76V163H72V162H70L69 161V159H68V155H69V147H68V144H65V143H59V144H56L55 145V148L53 147V149H52ZM85 151V150H84ZM89 151V150H88ZM105 151V150H104ZM107 151V150H106ZM111 151H113V150H111ZM13 152V151H12ZM47 152V151H46ZM46 152H45V149H44V151L42 150L40 153H29V154H27V155H25V156H23V157H21L18 161H16L15 163H13L14 164V167L15 168H18L17 169V171L19 170V171H24V169H25V167H27V165L31 162V161H33L34 159H35V157H40V158H42L43 160L47 157V155H46ZM91 152V151H90ZM93 152H94V150H93ZM88 153V152H87ZM133 153V152H132ZM154 153V152H153ZM48 154V153H47ZM86 154V153H85ZM24 155V154H23ZM161 155V154H160ZM70 156V155H69ZM91 156V155H90ZM162 156V155H161ZM242 156V155H241ZM99 157V156H98ZM218 157V158H217ZM243 157V156H242ZM90 158H92V157H90ZM101 158V157H100ZM237 158H239V157H237ZM247 158V157H246ZM4 159V158H3ZM41 159V160H42ZM75 159V158H74ZM101 159H103V158H101ZM152 159H154V160H152L151 162H155V159L156 158H153L152 157ZM219 159V160H220ZM80 160H81V158H80ZM232 159H230V161H231ZM247 160H249V158L247 159ZM214 161V160H213ZM36 162V161H35ZM34 162V163H35ZM44 162V161H43ZM95 162V161H94ZM102 162H103V160H102ZM150 162V163H151ZM160 162V161H159ZM216 162V161H215ZM247 162V161H246ZM218 163V162H217ZM216 163V164H217ZM231 163V162H230ZM233 163H234V161H233ZM245 163V162H244ZM37 164V163H36ZM112 164H114L113 166H112ZM159 164V163H158ZM160 164H162V162H160ZM212 164V163H211ZM214 164V163H213ZM212 164V165H213ZM232 164V163H231ZM39 165V164H38ZM78 165H79V167H78ZM80 165H81V168H80ZM112 167H111V166ZM149 165V164H148ZM244 165V164H243ZM4 166V165H3ZM6 166H7V164H6ZM29 167H30V165H28ZM42 166V165H41ZM44 166V165H43ZM146 166V165H145ZM161 166V165H160ZM178 166H181V167H183V169L181 168V169H178L177 167ZM214 166V165H213ZM242 166V165H241ZM13 167V166H12ZM33 167V166H32ZM109 167H111V168H109ZM156 167V166H155ZM154 167V168H155ZM159 167V166H158ZM185 167V168H184ZM240 167V166H239ZM238 167V168H239ZM246 168H247V165L245 166ZM0 168H2V167H0ZM7 168V167H6ZM28 168V167H27ZM146 168V167H145ZM148 168V167H147ZM209 168H212V167H209ZM233 168V167H232ZM235 168H237V167H235V165H234V169ZM34 169V168H33ZM32 169V170H33ZM39 169V168H38ZM141 169H143V171H144V168H141ZM170 170L169 172H166L167 170ZM4 170V169H3ZM26 170V169H25ZM31 170V171H32ZM153 170V169H152ZM156 170V169H155ZM166 170V171H165ZM209 170V169H208ZM7 171V170H6ZM13 171V170H12ZM29 171V170H28ZM104 172H105V168H104V170H103ZM138 171V172H137ZM163 171H165V172H163ZM186 171H189V172H193V173H195V175H193V176H190V174H187L186 173ZM9 172H11V171H9ZM45 172V171H44ZM144 172H146V169H145V171ZM149 172V171H148ZM4 173H5V171H4ZM35 173V172H34ZM51 173V172H50ZM103 173V172H102ZM147 173V172H146ZM152 173V172H151ZM13 174V173H12ZM18 174H19V172H18ZM17 174V175H18ZM35 174H38V173H35ZM41 174V173H40ZM154 174V173H153ZM156 174V175H157ZM220 174V173H219ZM229 174V173H228ZM2 175H8L9 176V174H2ZM22 175V174H21ZM23 175H25V173L23 172ZM215 175V174H214ZM25 176H27V175H25ZM33 176H35V175H33ZM76 176H81V182L80 183H78V182H74V179L76 178ZM98 176V175H97ZM102 176V175H101ZM104 176V175H103ZM224 177H225V175H223ZM229 176V175H228ZM19 177V176H18ZM31 177V176H30ZM36 177V176H35ZM94 177V176H93ZM96 177V176H95ZM223 177V178H224ZM46 178V177H45ZM99 178V177H98ZM153 178V177H152ZM159 178V177H158ZM164 178V177H163ZM226 178V177H225ZM2 179H3V177H2ZM20 179V178H19ZM23 179H24V177H23ZM215 179V178H214ZM11 180V179H10ZM26 180V179H25ZM25 180H24V182H25ZM35 180V179H34ZM39 180V179H38ZM88 180V179H87ZM100 180V179H99ZM102 180V179H101ZM101 180H100V182H101ZM13 181V180H12ZM18 181V180H17ZM32 181V180H31ZM5 182V181H4ZM3 182V183H4ZM103 182H105V181H103ZM156 182V181H155ZM222 182V181H221ZM2 183V182H1ZM15 183V182H14ZM30 183V182H29ZM37 183H40V182H37ZM44 183V182H43ZM87 183V182H86ZM218 183V182H217ZM10 184H11V182H10ZM22 184V183H21ZM20 184V185H21ZM41 184V183H40ZM84 184V185H83ZM93 184V183H92ZM3 185V184H2ZM24 185H25V183H24ZM38 185V184H37ZM45 185V186H46ZM87 185V184H86ZM163 186H164V183L162 184ZM22 186V185H21ZM34 186V185H33ZM100 186V185H99ZM101 186H103V185H101ZM197 186V187H198ZM32 187V186H31ZM42 187V186H41ZM47 187V186H46ZM103 187H105V186H103ZM141 187H143V186H141ZM165 187V186H164ZM7 188V187H6ZM9 188V187H8ZM25 189H23V190H25V192H26V188L27 187H24ZM37 188V187H36ZM232 188V187H231ZM5 189V188H4ZM31 189V188H30ZM49 189V190H50ZM160 189H162V188H160ZM233 189V188H232ZM9 190V189H8ZM14 190V189H13ZM17 190V189H16ZM41 190H43V189H41ZM103 190V189H102ZM102 190H101V192H102ZM5 191H7V190H5ZM39 191V190H38ZM50 191V192H51ZM103 191H105V190H103ZM216 191V190H215ZM233 191V190H232ZM2 192H3V190H2ZM1 192V193H2ZM12 192V191H11ZM15 192V191H14ZM89 192V191H88ZM212 192V191H211ZM214 192V191H213ZM231 192V191H230ZM229 192V193H230ZM13 193V192H12ZM16 193V192H15ZM22 193V192H21ZM52 193V194H53ZM234 193H236V192H234ZM234 193H232L233 195H234ZM23 194H25V193H23ZM30 194V193H29ZM36 193H34V195H35ZM45 194V193H44ZM51 194V195H52ZM108 194V193H107ZM111 194V193H110ZM159 194H160V192H159ZM161 194H162V192H161ZM160 194V195H161ZM206 194V193H205ZM211 194V193H210ZM220 194V193H219ZM218 194V195H219ZM227 194V193H226ZM237 194V193H236ZM15 195V194H14ZM31 195V194H30ZM90 195V194H89ZM148 195H150V197H148ZM208 195V194H207ZM106 196V195H105ZM158 196V195H157ZM163 196V195H162ZM161 196V197H162ZM208 196H210V195H208ZM227 196V195H226ZM225 196V197H226ZM236 196V195H235ZM245 196V195H244ZM243 196V197H244ZM15 197V196H14ZM44 197V196H43ZM46 197V196H45ZM49 197V196H48ZM59 197V196H58ZM99 197V196H98ZM107 197V196H106ZM164 197V196H163ZM230 197L232 198V196H231V193H230ZM229 197V198H230ZM22 198H23V196H22ZM41 198H42V196H41ZM54 198H55V196H54ZM57 198V197H56ZM55 198V199H56ZM91 198H92V196H91ZM159 198V197H158ZM15 199H16V197H15ZM34 199V198H33ZM32 199V200H33ZM40 199V197L38 198V200ZM47 199V198H46ZM48 199H50L51 201H52V199L51 198H48ZM54 199V200H55ZM203 199V198H202ZM214 199V198H213ZM223 199V198H222ZM233 200H223L222 201V204L225 206V207H232L233 205H235L236 204V202H239L240 201V203L242 202V198L241 197H234V198H232ZM246 199V198H245ZM29 200H30V198H29ZM53 200V201H54ZM91 200V199H90ZM89 200V201H90ZM95 200V199H94ZM150 200V201H149ZM198 200V199H197ZM216 200V199H215ZM12 201H13V198H12ZM15 201V200H14ZM40 201H42V199L40 200ZM51 201H49V202H51ZM53 201H52V203H53ZM79 201V202H80ZM98 201V200H97ZM109 201V200H108ZM111 201V200H110ZM193 201V200H192ZM218 201V200H217ZM48 202V203H49ZM55 202V201H54ZM202 202V201H201ZM219 202V201H218ZM10 203V202H9ZM16 203V202H15ZM32 203V202H31ZM57 203H58V201H57ZM91 203H92V201H91ZM35 204V203H34ZM37 204H38V202H37ZM39 204H42V202L41 203H39ZM82 204H84V203H82ZM87 204V203H86ZM198 204V203H197ZM202 204V203H201ZM11 205V204H10ZM9 205V206H10ZM31 205V204H30ZM43 205V204H42ZM49 205V204H48ZM47 205V206H48ZM51 205V204H50ZM55 205H57L56 203H55ZM55 205H54V207H55ZM107 205V204H106ZM60 206H62V205H60ZM119 206H121V205H119ZM198 206H200L199 204H198ZM207 206V205H206ZM205 206V207H206ZM213 206H214V204H213ZM43 207V206H42ZM41 207V208H42ZM57 208H58V206H56ZM75 207V206H74ZM89 206H87L86 208H88ZM94 207V206H93ZM122 207V206H121ZM126 207V206H125ZM197 207V206H196ZM210 207V206H209ZM219 207V206H218ZM222 207V206H221ZM52 208V207H51ZM76 208V207H75ZM95 208H96V206H95ZM118 208V207H117ZM136 208H138V207H136ZM153 208V209H154ZM223 208V207H222ZM12 209V208H11ZM24 209V208H23ZM26 209V208H25ZM24 209V210H25ZM33 209V208H32ZM36 208L34 207V210H35ZM49 209V208H48ZM119 209V208H118ZM221 209V208H220ZM235 209V208H234ZM43 210V209H42ZM75 210H77V208L75 209ZM78 210H79V207H78ZM95 210V209H94ZM100 210V209H99ZM111 210V209H110ZM127 210V209H126ZM125 210V211H126ZM131 210V209H130ZM222 210V209H221ZM236 210V209H235ZM262 210H264V198L261 200V202L260 203H257L256 204V206H255V208H253V209H249V211L248 210H246L247 212H245L244 213V215L243 216H241V217H239L238 218V221L240 220V223H241V226L243 227V228H247L248 226H250L251 225V223L255 220V218L257 217L258 218V216H260L261 214H260V212L262 211ZM13 211L14 212H16V213H19V212H21L22 211V206H20V205H15V206H13ZM32 211V210H31ZM47 211V210H46ZM57 211V210H56ZM70 211V210H69ZM72 211V210H71ZM70 211V212H71ZM86 211H87V209H86ZM95 211H97V210H95ZM118 211V210H117ZM123 211V210H122ZM134 211V210H133ZM143 210H141V212H142ZM231 211V210H230ZM27 211H25V213H26ZM62 212V211H61ZM76 212H78V211H76ZM82 212H83V209H82ZM91 212H92V210H91ZM127 212V211H126ZM137 212V211H136ZM164 212H163V214H164ZM217 212V211H216ZM232 212H233V210H232ZM25 213H23L22 215H24ZM123 213V212H122ZM129 213V212H128ZM127 213V214H128ZM134 213V212H133ZM138 213H140V212H138ZM146 213H148V212H146ZM150 213H152V212H150ZM49 214H51V212L49 213ZM87 214V213H86ZM104 214V213H103ZM161 214V213H160ZM219 214V213H218ZM217 214V215H218ZM223 214V213H222ZM222 214H220V215H222ZM260 214V215H259ZM21 215V216H22ZM53 215V214H52ZM59 215H60V212H59ZM62 215H63V213L61 214V217H62ZM70 215V214H69ZM129 215V214H128ZM219 215V216H220ZM47 216V215H46ZM55 216H58V215H55ZM78 216H80V215H78ZM96 216V215H95ZM105 216H107L106 214H105ZM104 216V217H105ZM126 216V215H125ZM143 216V215H142ZM142 216H140V218H144V217H142ZM31 217V216H30ZM60 217V216H59ZM71 217V216H70ZM77 217V216H76ZM97 217V216H96ZM100 217H101V215H100ZM113 217H116V216H113ZM129 217H131V216H129ZM221 217V216H220ZM54 218V217H53ZM133 218V217H132ZM219 218V217H218ZM76 219V218H75ZM81 219H83V218H81ZM90 219V218H89ZM99 219V218H98ZM109 219V218H108ZM129 219V218H128ZM134 219V218H133ZM145 220H146V217L144 218ZM66 220V219H65ZM71 220H73L72 218H71ZM92 220V219H91ZM111 220V219H110ZM132 220V219H131ZM143 220V219H142ZM102 221V220H101ZM100 221V222H101ZM135 221V220H134ZM231 221V220H230ZM63 222V221H62ZM72 222V221H71ZM106 222H107V220H106ZM203 222V224H201ZM220 222V221H219ZM218 222V223H219ZM226 222V221H225ZM65 223V222H64ZM109 223V222H108ZM143 223V222H142ZM134 224V223H133ZM213 224V223H212ZM230 224V223H229ZM211 224H209L208 226H210ZM217 225V224H216ZM227 225V224H226ZM107 226H109V225H107ZM111 226V225H110ZM144 225H142V227H143ZM220 226V225H219ZM217 227V226H216ZM221 227V226H220ZM101 228V227H100ZM227 228V227H226ZM11 229V228H10ZM139 229H140V227H139ZM218 229V228H217ZM228 229V228H227ZM206 230V229H205ZM215 230V229H214ZM226 230V229H225ZM139 231V230H138ZM116 232V231H115ZM128 232V231H127ZM202 232V231H201ZM200 232V233H201ZM212 232V231H211ZM121 233V232H120ZM123 233V232H122ZM125 233V232H124ZM139 233V232H138ZM142 233H144V232H142ZM193 234V233H192ZM212 234V233H211ZM214 234V233H213ZM212 234V235H213ZM30 235H31V233H30ZM29 235V236H30ZM123 235H125V234H123ZM126 235H128V234H126ZM198 235V234H197ZM26 236V235H25ZM28 236V233H27V237H29ZM207 236V235H206ZM205 236V237H206ZM143 237V236H142ZM194 237V236H193ZM208 237V236H207ZM206 237V238H207ZM25 238V237H24ZM29 238H32V235H31V237H29ZM36 238H38V237H36ZM208 238H210V237H208ZM26 240H28V238H25ZM34 239V238H33ZM144 239V238H143ZM201 239H203V238H201ZM49 240V239H48ZM47 240V241H48ZM57 240H59V239H57ZM57 240H55L56 242H57ZM184 240V239H183ZM200 239H198V241H199ZM207 240V239H206ZM29 241L31 242L30 244H33V245H35L34 243L36 242V244H37V241H36V239H35V242L34 241H31L30 239H29ZM38 241H39V239H38ZM54 241V242H55ZM176 241H178L177 239H176ZM32 242H34V243H32ZM49 242V241H48ZM53 242V241H52ZM51 242V243H52ZM59 242V241H58ZM181 242V241H180ZM184 242V241H183ZM40 243V242H39ZM38 243V244H39ZM43 243V242H42ZM47 243V242H46ZM60 243V242H59ZM65 243V242H64ZM145 243V242H144ZM44 244V243H43ZM54 246H56L55 245V243H52ZM182 244V243H181ZM184 244V243H183ZM44 245H46V244H44ZM47 245H48V243H47ZM49 245H51L50 243H49ZM48 245V246H49ZM58 245V244H57ZM60 245V244H59ZM186 245V244H185ZM197 245V244H196ZM36 246V245H35ZM34 246V247H35ZM47 246V247H48ZM53 246V248H52V250H54V249H56V248H58L57 246L56 247H54ZM62 246V245H61ZM80 246V245H79ZM41 247V246H40ZM50 247V246H49ZM48 247V248H49ZM60 247V246H59ZM86 247V246H85ZM200 247V246H199ZM46 247H41V250H43V251H49L48 249H45ZM50 248V249H51ZM79 249V248H78ZM77 250V249H76ZM147 253H146V255H147ZM74 254V253H73ZM76 255V254H75ZM183 255V254H182ZM149 256V257H150ZM72 257H75V256H72ZM80 258L79 259H81V255L79 256ZM84 257V256H83ZM148 257V256H147ZM184 257V256H183ZM87 258V257H86ZM71 259V256H69V260ZM76 259V258H75ZM78 259V258H77ZM78 259V260H79ZM90 259V258H89ZM89 259H87L88 261H90ZM73 260V259H72ZM71 260V261H72ZM77 260V261H78ZM84 260V259H83ZM86 260V261H87ZM152 260V259H151ZM81 262H82V260H80ZM87 261V262H88ZM93 261V260H92ZM85 262V261H84ZM86 262V263H87ZM94 262V261H93ZM70 263V262H69ZM162 263V264H163ZM175 263V262H174ZM173 263V264H174ZM76 264V263H75ZM94 264V263H93Z\"/></svg>",
	"mask_w": 264,
	"mask_h": 264
}]
</instances>
